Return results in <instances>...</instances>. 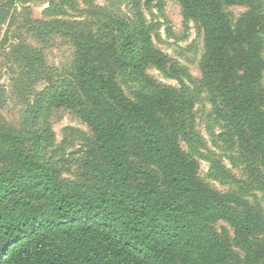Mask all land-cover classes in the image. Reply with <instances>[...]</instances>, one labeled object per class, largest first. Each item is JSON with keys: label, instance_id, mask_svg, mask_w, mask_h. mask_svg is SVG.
<instances>
[{"label": "trees", "instance_id": "trees-1", "mask_svg": "<svg viewBox=\"0 0 264 264\" xmlns=\"http://www.w3.org/2000/svg\"><path fill=\"white\" fill-rule=\"evenodd\" d=\"M158 1L135 0L139 25L124 38L109 24L58 22L75 49L74 68L63 84L49 80L40 105L75 112L92 141L79 179L67 180L41 145L30 149V137L0 133V264H264V209L201 180L198 159L181 143L192 132L194 103L148 74L168 60L141 11ZM179 3L203 30L202 78L218 101L217 116L241 153L259 160L264 177L257 0ZM225 6L247 11L233 23ZM123 71L149 92L128 96ZM221 222L233 239L218 232Z\"/></svg>", "mask_w": 264, "mask_h": 264}, {"label": "rangeland", "instance_id": "rangeland-1", "mask_svg": "<svg viewBox=\"0 0 264 264\" xmlns=\"http://www.w3.org/2000/svg\"><path fill=\"white\" fill-rule=\"evenodd\" d=\"M257 6L264 40V0H257ZM141 11L155 47L168 56L164 68L152 66L148 74L194 103L192 132L182 135L181 143L185 152L198 159L201 180L264 209L259 160L241 153L237 137L217 116L215 95L203 83L201 26L184 17L179 0H159L142 5ZM246 11V7H224L233 23ZM137 14L135 0H0V133L14 131L30 137V149L41 145L46 160L60 163L63 179L78 180L92 141L90 128L71 110L48 111L40 105L49 80L63 84L74 68L75 49L58 22H83L91 29L109 24L124 38L139 25ZM119 82L131 98L134 91L149 92L132 71H123ZM258 87L264 90V73ZM49 135L51 140H44ZM216 229L233 239L226 223H218Z\"/></svg>", "mask_w": 264, "mask_h": 264}]
</instances>
